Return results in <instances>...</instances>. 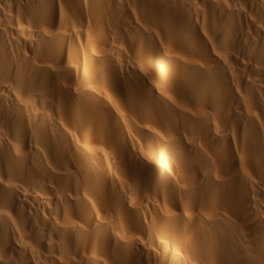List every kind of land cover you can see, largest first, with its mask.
Instances as JSON below:
<instances>
[{"label":"bare ground","instance_id":"bare-ground-1","mask_svg":"<svg viewBox=\"0 0 264 264\" xmlns=\"http://www.w3.org/2000/svg\"><path fill=\"white\" fill-rule=\"evenodd\" d=\"M0 264H264V0H0Z\"/></svg>","mask_w":264,"mask_h":264}]
</instances>
